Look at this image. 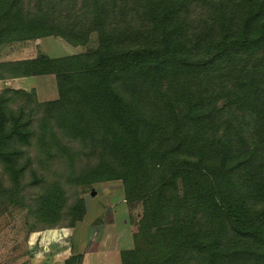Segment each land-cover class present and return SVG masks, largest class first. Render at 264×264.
Listing matches in <instances>:
<instances>
[{"label": "trees", "instance_id": "obj_1", "mask_svg": "<svg viewBox=\"0 0 264 264\" xmlns=\"http://www.w3.org/2000/svg\"><path fill=\"white\" fill-rule=\"evenodd\" d=\"M92 35L88 51L0 64L57 87L50 101L0 91V211L22 204L26 172L42 182L24 149L73 164L68 140L88 153L68 181H120L141 204L120 264H264V0H0V45ZM32 201L35 228L65 214L75 229L87 214L57 182Z\"/></svg>", "mask_w": 264, "mask_h": 264}, {"label": "rangeland", "instance_id": "obj_2", "mask_svg": "<svg viewBox=\"0 0 264 264\" xmlns=\"http://www.w3.org/2000/svg\"><path fill=\"white\" fill-rule=\"evenodd\" d=\"M95 37L91 36L87 46L77 48L60 38L45 37L39 40L40 44L39 41H34L32 53L29 55L37 52L38 55L56 58L77 54L92 49L96 44ZM34 86L39 101L57 98L56 87L50 86V90L48 86L42 87L39 84ZM64 142L76 153L73 164L57 148L52 152V159L47 155L42 156V151L39 152L34 145L24 149L29 157H40L38 161L34 160L31 166L42 182L34 188L29 187L30 175L26 172L22 180L27 191L24 201L9 212L0 211V264H29L34 258L38 259L35 264H65L66 258L72 255L82 257L80 264H120L119 251L133 247L131 236L144 225L141 204L139 202L127 204L124 201L120 181L99 182L91 186L68 181L72 171L78 172L86 166L88 153L71 141ZM4 174L0 164V177L6 185L8 176ZM51 182H57L62 186L67 197V205L77 197L85 200L87 214L75 228L76 231L63 226L67 219L65 214H62L60 222L51 228L40 229V226L35 228L32 199ZM31 227L35 229L31 231ZM67 230L69 231L67 245L60 239V242H56L55 248H49L53 251L47 249L49 245L46 241H52L54 237L64 238L67 236L64 235ZM51 255L55 256L48 258ZM75 261L71 264H76Z\"/></svg>", "mask_w": 264, "mask_h": 264}, {"label": "crops", "instance_id": "obj_3", "mask_svg": "<svg viewBox=\"0 0 264 264\" xmlns=\"http://www.w3.org/2000/svg\"><path fill=\"white\" fill-rule=\"evenodd\" d=\"M39 40L40 39H38V40H27V41H23V42H13V43H9V44H1L0 45V64L40 56L37 54V52L35 54L29 55L32 53V47H33L34 41L36 42ZM39 44H40V41H39ZM37 49L38 48H35V50H37ZM0 74L5 75V78L0 79V91H2L3 89H21V90H25V91H29L31 89L35 90L36 88L34 85H36V84H39L42 87L48 86V89H50V86H52L53 88L56 87V81H55L54 76L14 77L13 78V77H10L8 75L6 76V73L4 70H0ZM67 229L70 230L73 228H67ZM68 232H69L68 230L65 232L64 235H67V236H65L64 238L59 237V239H56V237H54L52 239V241H50V240L46 241L47 243L46 242L45 243L48 244L49 247L47 248L45 246L44 249H46V248L49 249L52 247L55 248L57 246V243L60 242L59 241L60 239H62L64 244L67 245L66 241H67V237H68ZM49 250H51V249H49ZM51 251H53V250H51ZM54 256L55 255H53V256L51 255V256H48V258L50 257V259H51ZM37 260L38 259L34 258L33 260H31V262L29 264H35V262Z\"/></svg>", "mask_w": 264, "mask_h": 264}, {"label": "water", "instance_id": "obj_4", "mask_svg": "<svg viewBox=\"0 0 264 264\" xmlns=\"http://www.w3.org/2000/svg\"><path fill=\"white\" fill-rule=\"evenodd\" d=\"M91 194L93 195L94 193H93V192H91Z\"/></svg>", "mask_w": 264, "mask_h": 264}]
</instances>
